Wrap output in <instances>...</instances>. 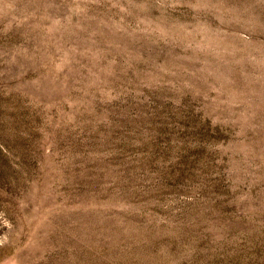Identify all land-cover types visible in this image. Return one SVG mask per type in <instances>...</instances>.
<instances>
[{"label": "rangeland", "instance_id": "rangeland-1", "mask_svg": "<svg viewBox=\"0 0 264 264\" xmlns=\"http://www.w3.org/2000/svg\"><path fill=\"white\" fill-rule=\"evenodd\" d=\"M0 264H264V0H0Z\"/></svg>", "mask_w": 264, "mask_h": 264}]
</instances>
